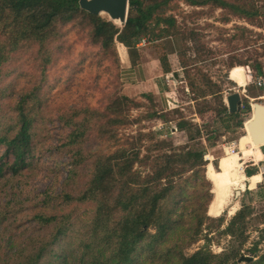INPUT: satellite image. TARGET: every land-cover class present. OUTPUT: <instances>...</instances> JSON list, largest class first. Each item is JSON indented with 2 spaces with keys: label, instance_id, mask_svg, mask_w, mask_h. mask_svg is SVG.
<instances>
[{
  "label": "trees",
  "instance_id": "trees-1",
  "mask_svg": "<svg viewBox=\"0 0 264 264\" xmlns=\"http://www.w3.org/2000/svg\"><path fill=\"white\" fill-rule=\"evenodd\" d=\"M177 1L189 6L221 9L249 22L257 21L264 9V0H127L126 20L119 26L100 14L81 9L78 0H0V150L3 151L0 154V191L8 190L13 197L19 195L14 191L20 192L24 186L23 174L36 168V152L41 148L38 130L43 115L38 93L45 82L44 76L20 90H16L15 84L2 85V69L10 56L24 48H35L40 55L39 66L43 73L54 59L50 44L63 37L61 27L81 23L87 27L89 42L99 46L103 54L115 55L119 60L115 44L120 43L133 64L132 57L136 55L137 44L142 38L146 39V45H150L180 33L175 18L168 14L172 3ZM176 55L181 60L182 53L176 51ZM159 62L162 72H169L165 55L159 57ZM238 62L242 67L246 65ZM181 64L185 67L184 62ZM253 66L257 73L261 71V63L255 60ZM201 75L204 88L189 80V90L197 97L211 96L217 100L215 117L225 122V128L229 129L230 125L242 127L241 114L251 112L249 99L244 97L239 109L230 113L223 102L220 86ZM143 96L151 98L152 95L145 93ZM4 99L9 101L3 107ZM138 106L135 99L116 94L107 96L103 108L85 103L64 109L57 115L56 120L62 129H67L62 144L69 159L64 164L68 167L66 178H75L85 166L83 183L75 193L65 192V185L55 196L44 192L40 201L42 206H34L31 218L34 235L20 248L0 256V264H143L147 260L165 264H229L238 256L234 249L221 254L199 249L188 256L163 252L169 250L164 246L178 227L185 230L183 239L192 240L199 234L200 217H196L194 226L189 223L187 227H181L185 216L182 212L175 214L180 200L171 206L165 203L178 195L179 190L175 188L177 177L187 171L195 174L203 171L204 151L184 148L179 152L153 154L166 146L164 140L154 139L156 132L120 134L119 130L137 121L130 111ZM176 129L184 132L188 141L202 135L198 126L185 119L177 121ZM92 138L96 147L84 148ZM144 139L153 142L143 148ZM148 165L147 172L136 169ZM256 172L255 168L245 170L246 176ZM56 200L60 202V210L57 211V206L49 210ZM87 203L92 204L93 211L82 233L83 238H80V256L76 259L66 251L59 252L57 243L71 227L72 211L65 213L63 207ZM0 206L4 209L0 214L1 221V218L8 217L9 211L6 210L8 204ZM20 212L21 205L16 215ZM243 217L239 213L232 218L227 229L234 233L235 221L241 223ZM37 229L46 232L38 234ZM150 229L154 231L151 235ZM7 248L12 249L11 246ZM46 255L51 261L43 263Z\"/></svg>",
  "mask_w": 264,
  "mask_h": 264
},
{
  "label": "rangeland",
  "instance_id": "rangeland-1",
  "mask_svg": "<svg viewBox=\"0 0 264 264\" xmlns=\"http://www.w3.org/2000/svg\"><path fill=\"white\" fill-rule=\"evenodd\" d=\"M172 5L168 14L175 18L180 33L150 45H145L146 42L137 49L142 51L147 48V52L142 54L137 50L136 55L132 57L135 63L141 58L152 56L153 52L158 60L164 55L167 57L169 72L163 73L159 62V68H151L144 81V89L150 88L156 92L155 95L151 94V98L143 96V91L146 90L141 89V85H136L139 82L138 76L125 73L124 67L133 66L135 63L131 64L130 57L127 56L128 62L122 66L120 59H126V56L119 55L120 43L115 44L119 60L115 55L103 54L99 46L89 42L86 37L87 27L81 23L61 27L63 37L50 44L54 59L45 67L43 73L39 66L40 55L36 53L35 48H24L13 53L10 60L4 64V77L1 80L4 86L15 84L16 90H20L34 81L38 82L42 76L45 82L38 93V98L42 101L43 116L38 130L41 135V148L36 152V168L23 174L21 180L24 186L20 192L13 190L16 194L19 193L17 197L9 194L8 190L4 193L0 191V205L8 204L6 210L9 211L8 217L4 220L1 218L0 221L1 257L17 247L20 248L34 235V222L31 218L34 206H42L40 201L44 192L55 196L61 191V186L65 185V192L75 193L83 183L87 171L85 166L75 178H66L68 167L64 164L69 159L66 150L62 149V144L65 142L67 129H62L56 120L57 115L64 109L85 103L103 108L107 96L124 94L131 95L139 106L130 111L137 121L119 130L120 134L156 132L154 139L164 140L166 146L153 154L165 151L179 152L184 148L204 151L203 171L198 174L187 171L177 177L175 188L179 190L178 195L174 200L165 203L171 206L174 201L180 200L175 214L182 212L185 216L181 227H187L189 223L194 226L196 217H200L202 223L199 234L192 240L183 239L185 230L178 227L164 246L169 250L163 252L188 256L199 249L213 254L234 249L238 256L230 260L229 264H264V174L262 182L255 187L261 179L259 172L264 171V146L255 143L249 134L247 123L251 119V112L241 114L242 127L234 128L230 125L227 129L225 122L215 117L217 100L211 96L197 97L187 86V82L193 80L198 87L204 88L201 75L204 74L220 86L222 97L226 93L240 92L238 86L244 85L245 80L241 73L242 65H239L238 61L246 63L243 68L247 71L254 69L255 60L261 63L262 67L264 65V52L259 49L262 35L259 29L264 28V9L257 21L249 22L210 6H189L183 1L173 2ZM100 16L110 20L106 13H100ZM176 51L182 53L181 60ZM155 74L159 76L153 78ZM245 90V97L251 105L255 102L264 105L261 91L251 84L247 85ZM166 98L174 102V108L171 110H168L165 104L162 105L161 100ZM243 98L241 94V100ZM7 101L9 99H4L3 107ZM207 105L210 108H205ZM154 113L156 115L149 116ZM180 119L198 126L202 132L201 138L188 141L185 133L176 129V123ZM206 137H210L209 140ZM152 142L144 139L143 148ZM95 144L92 138L84 148H95ZM2 152L0 150V154ZM142 153L144 154L143 150ZM253 168L257 172L246 176L245 170ZM136 169L147 172L149 165ZM237 179L243 182L244 188H232L231 195L229 194L227 202L224 203L217 183ZM18 201L19 204L16 203ZM59 203L56 200L49 210L57 206L59 211ZM20 205L22 212L16 215ZM230 207L234 208L231 214L228 212ZM63 208L65 213L72 211L69 220L71 227L57 243L60 246L58 251H66L72 258L77 259L81 250L80 238H83L82 233L86 223L90 221L93 207L87 203L70 204ZM1 213H4V209L0 206ZM239 213L243 214V220L241 223L235 221L234 233H231L227 227L230 220ZM192 216L195 218L191 220ZM36 232L39 234L46 231L37 229ZM153 232L150 229L149 235ZM9 246L12 249L8 250ZM241 256L250 257L252 260L249 263L239 261ZM49 261V255L42 259L43 263ZM143 264L165 263L147 260Z\"/></svg>",
  "mask_w": 264,
  "mask_h": 264
},
{
  "label": "water",
  "instance_id": "water-1",
  "mask_svg": "<svg viewBox=\"0 0 264 264\" xmlns=\"http://www.w3.org/2000/svg\"><path fill=\"white\" fill-rule=\"evenodd\" d=\"M79 7L92 14L106 13L114 23L123 24L127 15V0H78ZM241 95L238 91L228 94L225 97L228 112L233 113L239 109ZM251 119L247 123V128L252 140L264 146V105L253 103L251 106ZM251 259L241 256L239 261Z\"/></svg>",
  "mask_w": 264,
  "mask_h": 264
},
{
  "label": "crops",
  "instance_id": "crops-1",
  "mask_svg": "<svg viewBox=\"0 0 264 264\" xmlns=\"http://www.w3.org/2000/svg\"><path fill=\"white\" fill-rule=\"evenodd\" d=\"M119 45V48H121L120 49V52H119V55L121 54V55H125L126 56V59L124 60V59H120V61H121V63H122V66H123V64H126L127 62H128V54H127V50H126V48L122 45V44H118ZM121 46V47H120ZM141 49H138V51H140ZM147 48H144V49H142V51H140V53H142V54H145L146 52H147ZM120 55V56H121ZM159 60H158V58L156 57V55H155V53L153 52V55L152 56H149L148 58H141V60H139V61H137V63H135L133 66H131V65H128V66H126V67H124V68H126V71H125V73L127 74V75H132V76H138L139 77V82H138V84H136V85H141V89H144V87H143V85L145 84L144 83V81L146 80V78H147V75H149V73H150V71H151V68H155V70H157L158 68H159ZM264 68V65H263V67L261 66V70ZM230 73V71L228 72V74ZM132 76H130V77H132ZM159 75L158 74H155V76H153V78H156V77H158ZM235 82V81H234ZM236 83V82H235ZM237 84V83H236ZM156 87V89H157V86H155ZM239 87H241V86H239ZM152 88V87H151ZM144 90H146V89H144ZM147 90H149V91H147ZM146 91H143L144 93H150V94H152V95H155L156 94V92H154L152 89H147ZM142 93V92H141ZM228 95V93H226V94H224L223 95V102L224 103H226L225 102V97ZM262 95H264V93L262 94ZM129 97L131 96V95H128ZM162 101V105H164L165 104V99H164V101L163 100H161ZM166 106V105H165ZM218 165V164H217ZM260 174H261V179H260V181L258 182V183H256V185H255V187L258 185V184H260L261 182H262V180H263V174H264V171H262V172H259ZM254 187V188H255Z\"/></svg>",
  "mask_w": 264,
  "mask_h": 264
},
{
  "label": "built area",
  "instance_id": "built-area-1",
  "mask_svg": "<svg viewBox=\"0 0 264 264\" xmlns=\"http://www.w3.org/2000/svg\"><path fill=\"white\" fill-rule=\"evenodd\" d=\"M259 30L261 31V34H262L261 38H260V42H259V49L264 52V28L259 29ZM146 42H147L146 39L142 38L140 40V42L137 44V46L139 47L141 45H144ZM241 69H242L241 73L244 76L245 83L241 87L238 86L240 88V92H241V93L239 92L240 95L242 94V96L245 97V93H246L245 88L249 84H251L253 87H255L258 91H261L262 93H264V68L258 73L256 72L255 69H252L249 71L245 70L243 67H241ZM262 96H264V95H262ZM173 103H174L173 100H170L167 98L165 99V105H166L168 110H171L172 108H174Z\"/></svg>",
  "mask_w": 264,
  "mask_h": 264
},
{
  "label": "bare ground",
  "instance_id": "bare-ground-1",
  "mask_svg": "<svg viewBox=\"0 0 264 264\" xmlns=\"http://www.w3.org/2000/svg\"><path fill=\"white\" fill-rule=\"evenodd\" d=\"M218 191L222 197L224 203L227 202L230 191L232 188H236L238 190H242L244 188L243 182L241 180H223L217 183ZM231 195V194H230ZM234 211V208L230 207L229 214Z\"/></svg>",
  "mask_w": 264,
  "mask_h": 264
}]
</instances>
